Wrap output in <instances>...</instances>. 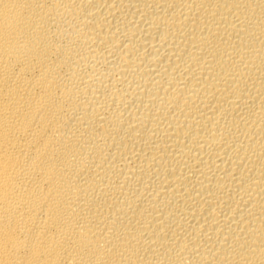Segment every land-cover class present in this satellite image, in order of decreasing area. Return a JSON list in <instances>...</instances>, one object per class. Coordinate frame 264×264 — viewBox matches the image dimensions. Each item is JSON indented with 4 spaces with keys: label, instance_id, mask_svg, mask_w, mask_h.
Returning a JSON list of instances; mask_svg holds the SVG:
<instances>
[{
    "label": "bare ground",
    "instance_id": "1",
    "mask_svg": "<svg viewBox=\"0 0 264 264\" xmlns=\"http://www.w3.org/2000/svg\"><path fill=\"white\" fill-rule=\"evenodd\" d=\"M0 264H264V0H0Z\"/></svg>",
    "mask_w": 264,
    "mask_h": 264
}]
</instances>
